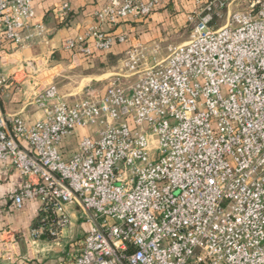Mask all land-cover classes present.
I'll list each match as a JSON object with an SVG mask.
<instances>
[{"label":"built area","instance_id":"built-area-1","mask_svg":"<svg viewBox=\"0 0 264 264\" xmlns=\"http://www.w3.org/2000/svg\"><path fill=\"white\" fill-rule=\"evenodd\" d=\"M36 1L0 0V45L48 42ZM172 1L108 0L64 47L108 51L127 35L103 24ZM188 1L193 27L165 57L158 42H135L102 89L62 95L50 83L33 122L0 105V162L26 176L11 198L40 203L29 247L60 240L75 205L86 228L63 264H264V0ZM13 82L0 59V92ZM78 129L89 132L64 157ZM19 252L0 230V256Z\"/></svg>","mask_w":264,"mask_h":264},{"label":"crops","instance_id":"crops-1","mask_svg":"<svg viewBox=\"0 0 264 264\" xmlns=\"http://www.w3.org/2000/svg\"><path fill=\"white\" fill-rule=\"evenodd\" d=\"M107 2L108 0L35 2V20L47 27L48 42H35L19 48L6 41L0 45L3 71L14 76V82L0 92V105L6 114L19 115L28 122L42 118V109L32 100L50 83H55L62 95L80 94L86 86H92L91 83L99 80L103 75L101 72L115 69L124 51L132 44H148L149 40L157 37V32L162 26L159 24L166 20L168 9H172L167 8L169 3L163 4L146 18H126L115 26L103 24L102 28L106 32L127 35L125 42H115L108 51H96L92 56H84L65 48L66 38L74 37L97 23L96 13ZM171 3L175 10H181L182 7L188 13L194 8L188 0H173ZM64 4L67 6L63 7ZM80 137L76 132L62 141L61 151L64 157H69L75 151ZM25 179L26 176L18 172L10 162H0V230L11 228L20 248L19 256L15 260L0 256V264H40L46 256L48 257L50 251L55 249L52 246L59 245V242L49 243L50 239L42 237L29 247V231L37 224L40 203L37 199H25L22 206L17 207L11 198L13 190L20 187ZM67 209L70 213V223L63 230L62 238L58 240L68 238L66 243L72 239L76 231V221L80 220L75 205H70ZM80 224L84 232V221L81 220ZM81 240L82 237L79 244ZM66 258L65 255L64 262Z\"/></svg>","mask_w":264,"mask_h":264},{"label":"rangeland","instance_id":"rangeland-1","mask_svg":"<svg viewBox=\"0 0 264 264\" xmlns=\"http://www.w3.org/2000/svg\"><path fill=\"white\" fill-rule=\"evenodd\" d=\"M169 7L172 9L171 10L168 9V11L166 12V17H165L166 20H163L159 24L162 26L161 28H159L157 32L158 36L155 38H152L151 40L147 42V43H151L153 41L158 42L159 57L161 58L167 55L169 45H176L178 43H181L187 40L190 34V31L193 27V22L187 20V16L189 15V13L185 10V8H182L180 6L181 10L179 9L175 10L171 2L168 4L167 8ZM167 8H164V9H167ZM180 13H182L183 15H181ZM218 23L219 24L224 23V19L219 21ZM118 68H119V64H116L115 69L106 70V71L101 72V74L103 75L99 78V80L96 83H91V85L101 88V89L104 88V86L107 83V78L111 76L112 73L117 72ZM77 132L80 135H82L84 133H88L89 131L88 129H78ZM80 222H81V219L76 221V231L72 239L69 240L70 242L69 241L67 243L65 242L66 240H68V238L62 239L61 241H55V240L50 239L51 242L49 243L59 242V245L54 244L52 247L55 249H52L48 257L46 256L45 257L46 259H44L42 263L40 264H63L65 260V255H67V252H69L70 254L75 252V250L80 246L79 241L83 235V232H82L83 229L80 226L81 225Z\"/></svg>","mask_w":264,"mask_h":264}]
</instances>
